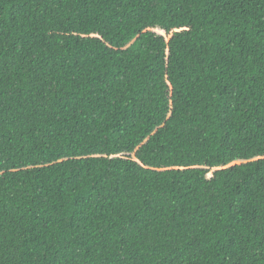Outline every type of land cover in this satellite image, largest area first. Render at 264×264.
Masks as SVG:
<instances>
[{"label": "trees", "instance_id": "trees-1", "mask_svg": "<svg viewBox=\"0 0 264 264\" xmlns=\"http://www.w3.org/2000/svg\"><path fill=\"white\" fill-rule=\"evenodd\" d=\"M0 264H264V0H0Z\"/></svg>", "mask_w": 264, "mask_h": 264}, {"label": "rangeland", "instance_id": "rangeland-1", "mask_svg": "<svg viewBox=\"0 0 264 264\" xmlns=\"http://www.w3.org/2000/svg\"><path fill=\"white\" fill-rule=\"evenodd\" d=\"M156 33H158V34H162V33H160L159 31H156ZM239 162H237V164H238Z\"/></svg>", "mask_w": 264, "mask_h": 264}]
</instances>
